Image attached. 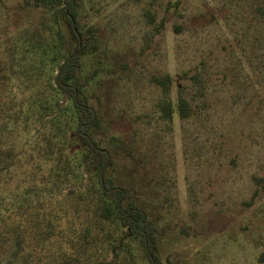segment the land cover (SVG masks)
<instances>
[{
    "label": "rangeland",
    "instance_id": "obj_1",
    "mask_svg": "<svg viewBox=\"0 0 264 264\" xmlns=\"http://www.w3.org/2000/svg\"><path fill=\"white\" fill-rule=\"evenodd\" d=\"M81 2V28L95 31L81 70L101 115L94 134L113 156L110 176L156 224L161 258L264 264V0ZM147 11L165 19L160 34ZM36 28H59L49 7L0 0V120L18 114L7 141L21 154L0 194L36 167L32 142L45 117L67 130L76 123L71 101L51 84L52 51L24 48V31ZM166 75L167 96L151 80ZM179 94L190 104L186 118ZM73 157L87 182L83 154Z\"/></svg>",
    "mask_w": 264,
    "mask_h": 264
},
{
    "label": "trees",
    "instance_id": "obj_2",
    "mask_svg": "<svg viewBox=\"0 0 264 264\" xmlns=\"http://www.w3.org/2000/svg\"><path fill=\"white\" fill-rule=\"evenodd\" d=\"M25 3L47 6L57 19L59 28L51 35L39 28L26 29L24 48L44 54L52 51L57 67L51 84L71 101L76 123L71 131L62 129L54 117H45L32 142L36 167L28 173L27 181L0 194V264H179L161 258L156 224L130 200L129 190L110 176L113 156L95 137L101 115L86 95L81 76L83 58L94 46L95 31L93 27L81 28V0ZM146 15L160 34L165 19L157 23L155 14L147 11ZM13 78L8 74L3 84ZM151 80L165 96L169 94L173 85L169 75ZM162 106L170 118L171 102L164 101ZM177 111L182 118L190 114L189 101L182 94ZM18 124L17 113L0 120V185L10 182L6 175L21 156L14 143L7 141L11 127ZM74 151L83 154L87 182L79 179Z\"/></svg>",
    "mask_w": 264,
    "mask_h": 264
}]
</instances>
